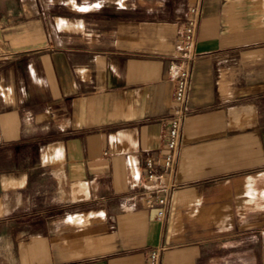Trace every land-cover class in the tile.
Returning <instances> with one entry per match:
<instances>
[{
    "label": "crops",
    "instance_id": "1",
    "mask_svg": "<svg viewBox=\"0 0 264 264\" xmlns=\"http://www.w3.org/2000/svg\"><path fill=\"white\" fill-rule=\"evenodd\" d=\"M194 5L159 223L141 181L166 152L168 65ZM0 51V264H149L157 246L159 264H264V0H0ZM45 182L84 209L25 214Z\"/></svg>",
    "mask_w": 264,
    "mask_h": 264
},
{
    "label": "built area",
    "instance_id": "2",
    "mask_svg": "<svg viewBox=\"0 0 264 264\" xmlns=\"http://www.w3.org/2000/svg\"><path fill=\"white\" fill-rule=\"evenodd\" d=\"M200 18V8L194 5L187 8V19L180 29L179 55L170 61L167 76L173 83L170 113L162 118L167 128L166 152L155 162L145 161V175L141 181L143 205L153 211L155 220L163 223L172 200L175 188L173 174L176 169L182 129L186 120L187 101L192 65L197 55L194 51L195 35ZM128 168L131 165L128 164ZM162 247H154L149 252V264H159Z\"/></svg>",
    "mask_w": 264,
    "mask_h": 264
},
{
    "label": "rangeland",
    "instance_id": "3",
    "mask_svg": "<svg viewBox=\"0 0 264 264\" xmlns=\"http://www.w3.org/2000/svg\"><path fill=\"white\" fill-rule=\"evenodd\" d=\"M0 57L1 51H0ZM48 183H44V188L41 189L42 191H39V194H36L35 191L28 190V195H25L24 197V208H25V214L31 213L32 211L35 210H40L43 212L41 215L42 217L47 215V209H52L55 208V216L57 219L63 218L65 214H76L80 212L81 210L84 209L85 206L83 207H69L66 209L61 208L62 205H65V203L70 202V197L64 196L65 192V187L64 185H60L59 189L57 188V194L54 197H49L47 194V188H48ZM53 188V184L50 183V190ZM68 205V204H66ZM73 205V204H72ZM88 207L95 208V204H92L91 206L88 205ZM31 217V215H30Z\"/></svg>",
    "mask_w": 264,
    "mask_h": 264
}]
</instances>
